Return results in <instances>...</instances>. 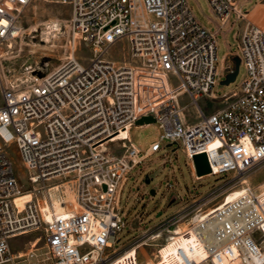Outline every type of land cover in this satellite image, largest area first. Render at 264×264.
Masks as SVG:
<instances>
[{
    "label": "built area",
    "instance_id": "1",
    "mask_svg": "<svg viewBox=\"0 0 264 264\" xmlns=\"http://www.w3.org/2000/svg\"><path fill=\"white\" fill-rule=\"evenodd\" d=\"M32 1L0 0V59L3 47L20 36V12ZM50 1L72 5L66 59L42 76L32 72L30 80L7 79L0 71V264H142L139 247L164 232L156 264H264V188L245 179L264 162V28L238 0H207L218 30L245 21L236 34L237 52L226 54L220 67L218 30L197 20L188 0ZM119 43L125 44L123 59L110 55ZM81 46L91 52L88 61L76 55ZM235 55L246 69L243 80L218 95L214 86L234 71ZM182 94L198 106L193 123ZM201 97L226 103L206 113ZM149 115L164 129L161 139L183 146L196 178L193 156L205 152L210 174L238 178L245 189L208 215L210 209L195 213L201 216L189 227L196 245L185 247L187 232L178 229L190 211L202 210L201 194L189 212L178 210L145 229L137 252L120 251L124 187L131 171L161 149L155 140L143 151L130 136L133 126L148 125L136 122ZM116 142L121 153L110 149ZM13 145L33 189L21 188L9 152ZM26 192L32 197L20 206L16 199ZM53 197L64 211L48 218L45 205L53 208ZM36 231L43 234L44 252L37 239L29 249L12 251L11 239Z\"/></svg>",
    "mask_w": 264,
    "mask_h": 264
},
{
    "label": "rangeland",
    "instance_id": "2",
    "mask_svg": "<svg viewBox=\"0 0 264 264\" xmlns=\"http://www.w3.org/2000/svg\"><path fill=\"white\" fill-rule=\"evenodd\" d=\"M243 0H238L242 3ZM245 0L242 10L250 11L249 18L264 28V0ZM258 3L253 10L254 5ZM189 6L195 18L206 28L217 31L218 19L210 8L207 0H188ZM72 13V5L69 3L54 2L50 0H33L24 6L20 12L18 24L22 27L20 36L13 41L10 47H3L4 58L0 59V71L7 79L30 80L32 72L40 75L48 73L59 66L70 53L68 23ZM234 15L230 21L234 20ZM211 20V21H210ZM55 22L60 29L54 31L50 43L42 40L44 37L45 22ZM244 20H239L232 25L217 31V57L219 66L228 52L236 53V33ZM62 29V30H61ZM42 37V38H41ZM123 43L116 44L110 55L116 59H123ZM76 55L83 61H88L91 52L85 47H80ZM231 61H233L231 57ZM34 70V71H33ZM246 69L243 63L240 64L239 72L234 82L224 84L222 81L225 74L218 77L214 86V92L218 95L227 94L236 86L240 85ZM2 95L0 91V104ZM181 105L185 106L184 113L189 123L198 120L197 104L187 94L180 96ZM222 98L216 100L201 97L198 104L206 113H210L225 105ZM164 129L159 122H152L148 125L133 126L130 129L132 141L146 150L148 145L155 140H161V149L147 157L141 164L135 167L124 187L121 199L123 218L126 221V228L119 234L116 246L118 250L125 251L129 247L144 240L145 229L153 228L157 223L170 218L184 210L189 212L191 200L194 196L202 195L201 201L206 200L202 210L190 211L179 223L180 226L192 224L195 213H204L218 204L222 197L229 191L238 188V178L227 177L228 174L214 175L207 174L201 178L193 175V167L188 163V158L181 144L171 142L169 139H161ZM121 142L110 146L114 153H121L123 150ZM9 152L14 162V170L21 188L26 191L33 189V184L28 181V173L23 166L18 148L13 145ZM248 183L259 188L264 182V162L258 164L251 174L245 177ZM150 179L147 182L146 179ZM172 185V186H170ZM154 189L155 193L151 192ZM194 206V205H192ZM188 207V208H187ZM168 233L164 232L156 240L148 241L138 249L140 263H149L157 260L155 251L160 243L167 239ZM38 239L36 247L38 251L44 252V237L41 231L30 232L11 239L12 251L26 250L31 247L30 241ZM150 263V264H151Z\"/></svg>",
    "mask_w": 264,
    "mask_h": 264
},
{
    "label": "bare ground",
    "instance_id": "3",
    "mask_svg": "<svg viewBox=\"0 0 264 264\" xmlns=\"http://www.w3.org/2000/svg\"><path fill=\"white\" fill-rule=\"evenodd\" d=\"M59 25V24H58ZM58 25L55 23V22H45V27L43 28L44 29V37L42 38V40L46 43H50L52 41V37L55 36V32L54 31H57V29H60V27H58ZM22 29V27H21ZM62 30V29H61ZM57 35V34H56ZM126 132L125 131H122L121 132V135H125ZM203 176H200L199 178H201ZM248 182V181H247ZM261 188H264V182L261 183L260 185ZM245 188L244 187H238V188H235L231 191H229L228 193H226L223 197H222V200L219 202L222 203V202H230L232 200H234L235 198H237L240 194H243V190ZM70 195H72V193L70 192ZM32 197V194L31 192H26L24 193L23 195L19 196L16 201L17 203L22 206L23 205V202L25 200H30V198ZM72 198V197H71ZM53 208H50L49 207V204H46L45 207H47L48 209V218H51V215L54 213V212H57V213H62L64 211V204L57 198V197H53ZM76 203V202H75ZM213 208V207H212ZM210 208V210L212 209ZM215 209L211 210L208 214H210L211 212H213ZM209 211V210H208ZM199 213V212H198ZM204 214V213H203ZM202 214V215H203ZM201 216V215H200ZM200 216H197V218H199ZM197 218H193V220L195 221ZM179 232H182V231H186L187 233L183 235L182 237V244L185 246V247H188V246H191V245H196L197 243V237L195 235L194 232L191 231V228L189 227V224H185L183 226H179ZM38 240V239H37ZM136 245H133L131 247H129L126 251H134V252H137V249H136ZM152 261H149V263H142V264H150ZM151 264H156V261L153 260V263ZM222 264H236V262H225V263H222Z\"/></svg>",
    "mask_w": 264,
    "mask_h": 264
},
{
    "label": "water",
    "instance_id": "4",
    "mask_svg": "<svg viewBox=\"0 0 264 264\" xmlns=\"http://www.w3.org/2000/svg\"><path fill=\"white\" fill-rule=\"evenodd\" d=\"M233 61H234V71L228 72L225 74V78L222 81L224 84H229L231 82H234L236 80V77L239 72L240 68V57L238 55L233 56ZM44 74H40L42 76ZM152 122H155V118L151 115L149 116H143L140 119L137 120V124L143 125L145 123L150 124ZM193 162H194V167L196 170V173L198 176H205L207 174H210L212 172L211 166L208 160V156L205 152L202 153H197L193 156ZM147 182H150V179H146ZM152 193H155L154 189H151Z\"/></svg>",
    "mask_w": 264,
    "mask_h": 264
},
{
    "label": "crops",
    "instance_id": "5",
    "mask_svg": "<svg viewBox=\"0 0 264 264\" xmlns=\"http://www.w3.org/2000/svg\"><path fill=\"white\" fill-rule=\"evenodd\" d=\"M244 2H245V0H243L242 1V4H244ZM257 2H259V0L257 1ZM256 2V4L254 5V7L251 9V10H253L256 6H258V3ZM250 15V11H248V16ZM211 21V20H210ZM244 26H245V21L242 23V25H240V27H239V30H241V29H243L244 28ZM238 32V31H237ZM237 34V33H236ZM229 53V52H228ZM227 53V54H228Z\"/></svg>",
    "mask_w": 264,
    "mask_h": 264
}]
</instances>
